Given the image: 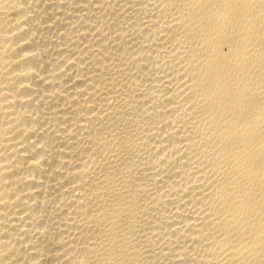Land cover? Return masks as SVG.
Segmentation results:
<instances>
[{"label":"bare ground","instance_id":"6f19581e","mask_svg":"<svg viewBox=\"0 0 264 264\" xmlns=\"http://www.w3.org/2000/svg\"><path fill=\"white\" fill-rule=\"evenodd\" d=\"M0 264H264V0H0Z\"/></svg>","mask_w":264,"mask_h":264}]
</instances>
